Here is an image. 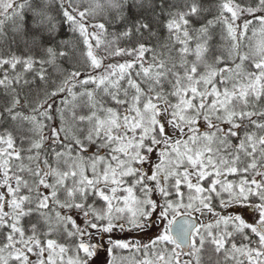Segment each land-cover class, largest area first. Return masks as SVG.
Here are the masks:
<instances>
[{
    "label": "snow or ice",
    "instance_id": "6c2138e0",
    "mask_svg": "<svg viewBox=\"0 0 264 264\" xmlns=\"http://www.w3.org/2000/svg\"><path fill=\"white\" fill-rule=\"evenodd\" d=\"M0 264H264V0H0Z\"/></svg>",
    "mask_w": 264,
    "mask_h": 264
},
{
    "label": "trees",
    "instance_id": "16d2710c",
    "mask_svg": "<svg viewBox=\"0 0 264 264\" xmlns=\"http://www.w3.org/2000/svg\"><path fill=\"white\" fill-rule=\"evenodd\" d=\"M133 238V237H130V239Z\"/></svg>",
    "mask_w": 264,
    "mask_h": 264
}]
</instances>
